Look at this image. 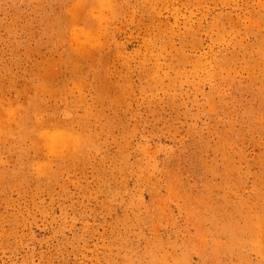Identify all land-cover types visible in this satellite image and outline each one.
Returning a JSON list of instances; mask_svg holds the SVG:
<instances>
[{"label": "rangeland", "instance_id": "obj_1", "mask_svg": "<svg viewBox=\"0 0 264 264\" xmlns=\"http://www.w3.org/2000/svg\"><path fill=\"white\" fill-rule=\"evenodd\" d=\"M0 264H264V0H0Z\"/></svg>", "mask_w": 264, "mask_h": 264}, {"label": "bare ground", "instance_id": "obj_2", "mask_svg": "<svg viewBox=\"0 0 264 264\" xmlns=\"http://www.w3.org/2000/svg\"><path fill=\"white\" fill-rule=\"evenodd\" d=\"M88 46V45H87Z\"/></svg>", "mask_w": 264, "mask_h": 264}]
</instances>
